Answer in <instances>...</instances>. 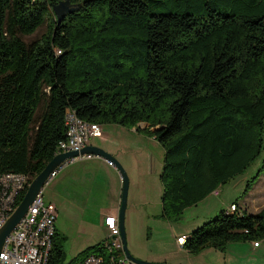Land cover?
Here are the masks:
<instances>
[{"label": "trees", "instance_id": "16d2710c", "mask_svg": "<svg viewBox=\"0 0 264 264\" xmlns=\"http://www.w3.org/2000/svg\"><path fill=\"white\" fill-rule=\"evenodd\" d=\"M60 1L0 0V173L33 179L65 139L72 111L158 141V217L168 221L261 156L259 177L264 0H68L74 9L57 21L51 6ZM43 25L40 38L23 39ZM236 201L185 235L183 249L264 239V207L254 213ZM64 240L54 233L49 264L90 254L119 264L108 238L65 262Z\"/></svg>", "mask_w": 264, "mask_h": 264}, {"label": "rangeland", "instance_id": "374dc122", "mask_svg": "<svg viewBox=\"0 0 264 264\" xmlns=\"http://www.w3.org/2000/svg\"><path fill=\"white\" fill-rule=\"evenodd\" d=\"M46 31V25L39 27L34 33L24 36L26 42L38 39ZM104 127V125H101ZM107 134L102 138H94L95 144L106 149L111 155L119 154V162L124 169L128 178V192L126 199V211L128 212L127 227L125 226L127 248L132 251L143 250L146 252H167L175 254L177 262L146 260L149 262L170 263V264H221V260L217 256H212L210 252L205 250L198 253H188L186 250H178L175 242H169V225L175 226L179 231H191L201 225L207 219L214 215V203H220V199H209L205 202L198 203L186 209L180 219L176 221H162L158 215L161 211V195L162 185L159 180V175L162 171L163 149L161 145L152 141L142 131H134L133 129H123L118 124H106ZM104 133V130H102ZM114 157V156H113ZM115 158V157H114ZM116 159V158H115ZM261 156L258 157L243 174H240L233 180L224 183L221 187L226 186L224 197L225 207H229L230 201L239 200L242 194L245 193L247 181H250V193L258 194L260 191L263 194L264 190V170L257 179H254L258 168L261 165ZM259 180V181H258ZM49 181V180H48ZM48 183V182H47ZM49 187H43L44 203L50 204ZM262 199V198H261ZM134 203L130 206V203ZM129 202V204H128ZM56 205V204H55ZM57 207V206H55ZM55 210V209H54ZM148 213L152 216L148 218ZM57 214L59 219L55 220L54 225L60 224L66 229L68 240L63 241V251L65 254L64 261L66 262L71 257L75 256L78 249H82L86 244L78 243L77 240L81 235L78 232L75 223L71 221V216L67 210V204L62 203L58 208ZM125 225V220H124ZM59 236L63 237L62 232H58ZM262 241V240H259ZM73 255V256H72ZM134 256V254H132ZM136 257V256H134Z\"/></svg>", "mask_w": 264, "mask_h": 264}, {"label": "crops", "instance_id": "0c3cea01", "mask_svg": "<svg viewBox=\"0 0 264 264\" xmlns=\"http://www.w3.org/2000/svg\"><path fill=\"white\" fill-rule=\"evenodd\" d=\"M101 125H104V127H102ZM105 125L106 124H100V136L90 137L86 145L88 144L100 147L99 145L95 144L93 139L102 138L103 135L107 134V127L109 126ZM137 126L142 129L146 128L147 124L144 122H140ZM121 127L123 129H133L134 131H137L135 127ZM102 130H104V133ZM146 136L149 137L152 141L158 143V141L154 137L148 135ZM104 150L106 151V149ZM107 152L111 151L107 150ZM113 156L116 158V160L122 163V161L119 159V154ZM239 175L240 174L236 175L229 181L233 180ZM48 180V183H46L45 185L49 187L48 191L50 196V204L55 209V220L59 219V215L57 214V212L60 204H62L63 202L66 203L67 210L71 216V221L75 223L78 232H81V235L75 241H77L78 243L86 242L87 244L82 247V249H78V252L88 246L105 240L108 236V230L104 224V218L108 216H115L117 218L120 205L122 182L118 169L114 165H109L106 159L92 155L91 158H81L75 159L73 161H67L66 163L59 166L55 175ZM221 187L222 185L217 187V195L214 194V191H212L196 204L205 202L213 198L214 200H216L218 197L219 199H221L220 203L215 202L213 204L215 212L214 214H216L221 209H225V201L222 198L224 197L226 186L223 189H221ZM250 191L251 190H248L244 196L239 197L240 199L236 202L238 208L246 209L247 211L255 213L260 211L264 207V190L263 194H261L260 191L258 192V194H252L250 193ZM235 200L236 199L230 201L229 204L231 205V203L235 202ZM133 204L134 203H132L131 201L130 206H132ZM191 206L186 207L184 211L186 209H189ZM128 212L129 210L127 209L125 218L126 227L129 218ZM158 215L156 214L154 216L158 217ZM147 216L148 218H150L152 214L148 213ZM159 219H162L163 222L168 221L160 217ZM170 222L171 221H168V223ZM55 232L57 234L58 232L64 233L63 236L65 237V242L68 240L66 229L64 227H61L59 223L55 225ZM188 233V230L179 231L175 226L169 225V234L167 237L169 242H173V244L175 242L178 250H182L183 247L182 245H178V243L176 242V238L179 236H185ZM261 240L262 241H258V245H254L255 241L253 240L232 241L227 243L224 251H219L214 247H206L202 250V252L205 250L213 251L210 252L211 255H219L218 258L222 261L221 264H264V239ZM131 253L139 259L168 261L173 263L177 262V259H175L174 257L175 254H170L167 252L149 253L143 250H131Z\"/></svg>", "mask_w": 264, "mask_h": 264}, {"label": "built area", "instance_id": "2783aa9c", "mask_svg": "<svg viewBox=\"0 0 264 264\" xmlns=\"http://www.w3.org/2000/svg\"><path fill=\"white\" fill-rule=\"evenodd\" d=\"M65 126L66 136L65 139L58 142L56 154L71 150L79 151L86 145L90 137L101 134L98 123L83 120L72 111L66 112ZM91 157L92 154H83L67 161ZM106 161L109 165H114L111 160L106 159ZM57 170L49 178L53 177ZM31 180L23 174L0 173V229L17 207L18 198L22 192H26ZM42 189L29 205L25 215L6 237L0 251V264H49L56 214L51 204L44 203ZM214 194L217 195L218 191L215 190ZM229 208L234 210L235 205L231 204ZM104 224L108 230V248L121 251V256L116 261L119 264L128 262L122 250L117 218L115 216L105 217ZM184 241L185 236L176 238L178 245H182ZM258 243L255 241L254 245H258ZM101 262L100 256L90 254L76 264H101ZM111 262L113 263L114 260Z\"/></svg>", "mask_w": 264, "mask_h": 264}, {"label": "water", "instance_id": "95a60500", "mask_svg": "<svg viewBox=\"0 0 264 264\" xmlns=\"http://www.w3.org/2000/svg\"><path fill=\"white\" fill-rule=\"evenodd\" d=\"M51 9L56 17L57 21L62 20V18L70 13L74 7H72L68 0H61L60 2L51 6ZM83 154H92L97 157H101L104 159L111 160L114 163V166L118 169L120 177H121V194H120V205L118 209L117 215V223L120 230V237L122 241V250L125 255V258L128 262L132 264H170V263H159V262H147L145 260L134 257L127 248V240H126V232H125V208H126V199L128 192V178L121 167L119 162L104 149L94 146V145H85L79 151L71 150L67 152H62L56 154L44 167V169L39 172L33 179L30 181L26 192L24 193L22 200L19 202L13 213L8 217L2 228L0 229V251L3 246V243L6 237L10 234L15 225L19 222V220L25 215L28 210L29 205L33 202L36 195L40 192V190L47 183L51 174L56 171L59 166L67 162V160L76 157L78 155Z\"/></svg>", "mask_w": 264, "mask_h": 264}]
</instances>
